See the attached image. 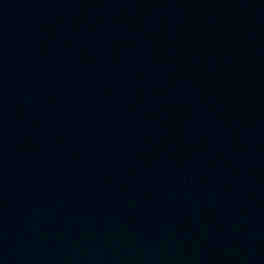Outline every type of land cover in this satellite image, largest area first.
<instances>
[{
    "label": "water",
    "instance_id": "water-1",
    "mask_svg": "<svg viewBox=\"0 0 264 264\" xmlns=\"http://www.w3.org/2000/svg\"><path fill=\"white\" fill-rule=\"evenodd\" d=\"M0 264H264V0H0Z\"/></svg>",
    "mask_w": 264,
    "mask_h": 264
}]
</instances>
